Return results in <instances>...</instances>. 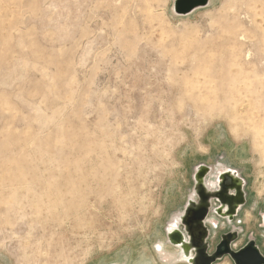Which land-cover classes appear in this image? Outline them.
Returning a JSON list of instances; mask_svg holds the SVG:
<instances>
[{"label": "rangeland", "instance_id": "374dc122", "mask_svg": "<svg viewBox=\"0 0 264 264\" xmlns=\"http://www.w3.org/2000/svg\"><path fill=\"white\" fill-rule=\"evenodd\" d=\"M172 2L0 0V264H194L201 165L246 181L209 250L264 255V0Z\"/></svg>", "mask_w": 264, "mask_h": 264}, {"label": "flooded vegetation", "instance_id": "af4514ba", "mask_svg": "<svg viewBox=\"0 0 264 264\" xmlns=\"http://www.w3.org/2000/svg\"><path fill=\"white\" fill-rule=\"evenodd\" d=\"M210 170L206 165L196 168L194 175L195 194L180 213V216H177L170 223L167 230V236L171 241L170 244L178 248L182 258L190 260L194 264H201V259H199L198 255L199 247L196 243L199 242L200 247L205 248V253L208 257L213 255L217 251V246L221 242L222 236L227 233L221 235L214 249L209 250L211 228H218L221 218L228 223H232L247 203L246 181L244 178L234 170L227 168L219 171L216 179L207 180ZM203 205L206 206V214L200 220H193L192 210L201 208ZM262 220L264 221V214ZM231 233H234L235 237L238 234L235 230ZM222 259L223 257L213 260L210 264H216L217 260ZM218 264L233 263L226 258Z\"/></svg>", "mask_w": 264, "mask_h": 264}, {"label": "water", "instance_id": "95a60500", "mask_svg": "<svg viewBox=\"0 0 264 264\" xmlns=\"http://www.w3.org/2000/svg\"><path fill=\"white\" fill-rule=\"evenodd\" d=\"M208 5V0H173V10L175 14L188 15L198 8H202ZM205 197V196H203ZM206 206H202L196 210H192L193 220L197 221L204 217L206 214ZM234 233H227L222 236V240L217 246V251L211 255L207 256L205 253V248L198 245V255L201 259V264H210L213 260L223 257L224 255H229L234 264H264V255L260 252L258 246L255 244L254 240H249L243 247L234 251L230 248V243L234 240Z\"/></svg>", "mask_w": 264, "mask_h": 264}, {"label": "bare ground", "instance_id": "6f19581e", "mask_svg": "<svg viewBox=\"0 0 264 264\" xmlns=\"http://www.w3.org/2000/svg\"><path fill=\"white\" fill-rule=\"evenodd\" d=\"M209 3H211V0H208V5H209ZM208 5H207V6H208ZM205 7H206V6H205ZM171 8H172L173 13L175 14V12H174V10H173V2H172V7H171ZM175 15H179V14H175Z\"/></svg>", "mask_w": 264, "mask_h": 264}, {"label": "crops", "instance_id": "0c3cea01", "mask_svg": "<svg viewBox=\"0 0 264 264\" xmlns=\"http://www.w3.org/2000/svg\"><path fill=\"white\" fill-rule=\"evenodd\" d=\"M191 14V13H190Z\"/></svg>", "mask_w": 264, "mask_h": 264}]
</instances>
